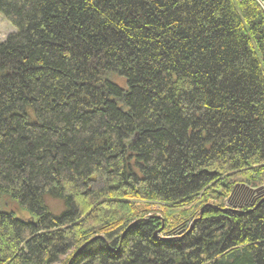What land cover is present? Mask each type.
I'll return each instance as SVG.
<instances>
[{"label": "trees", "instance_id": "16d2710c", "mask_svg": "<svg viewBox=\"0 0 264 264\" xmlns=\"http://www.w3.org/2000/svg\"><path fill=\"white\" fill-rule=\"evenodd\" d=\"M1 14L0 264H264V5Z\"/></svg>", "mask_w": 264, "mask_h": 264}, {"label": "rangeland", "instance_id": "374dc122", "mask_svg": "<svg viewBox=\"0 0 264 264\" xmlns=\"http://www.w3.org/2000/svg\"><path fill=\"white\" fill-rule=\"evenodd\" d=\"M15 30H16L15 26L1 14L0 15V42L5 40L7 36L10 33L14 32ZM120 81L122 82V79ZM255 192L256 191L250 190L246 186L238 185L229 198V206L240 207V206L247 205L249 201L252 200L253 194L255 195ZM257 195H260V192ZM48 201L51 204V206L53 205L52 207H53L54 214L56 215L61 214L62 209L57 206L59 202L57 201L55 202L52 199H49ZM60 206L62 207V205Z\"/></svg>", "mask_w": 264, "mask_h": 264}, {"label": "built area", "instance_id": "2783aa9c", "mask_svg": "<svg viewBox=\"0 0 264 264\" xmlns=\"http://www.w3.org/2000/svg\"><path fill=\"white\" fill-rule=\"evenodd\" d=\"M260 4L264 5V0H257Z\"/></svg>", "mask_w": 264, "mask_h": 264}, {"label": "water", "instance_id": "95a60500", "mask_svg": "<svg viewBox=\"0 0 264 264\" xmlns=\"http://www.w3.org/2000/svg\"><path fill=\"white\" fill-rule=\"evenodd\" d=\"M137 222H138V221H136L135 223H137ZM135 223H134V224H135ZM132 225H133V224H132Z\"/></svg>", "mask_w": 264, "mask_h": 264}]
</instances>
